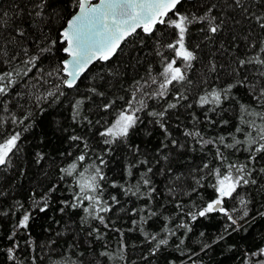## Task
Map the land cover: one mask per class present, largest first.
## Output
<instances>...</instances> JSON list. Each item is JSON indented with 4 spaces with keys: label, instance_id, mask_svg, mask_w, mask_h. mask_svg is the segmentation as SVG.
I'll list each match as a JSON object with an SVG mask.
<instances>
[{
    "label": "snow or ice",
    "instance_id": "snow-or-ice-1",
    "mask_svg": "<svg viewBox=\"0 0 264 264\" xmlns=\"http://www.w3.org/2000/svg\"><path fill=\"white\" fill-rule=\"evenodd\" d=\"M0 264H264V0H0Z\"/></svg>",
    "mask_w": 264,
    "mask_h": 264
}]
</instances>
